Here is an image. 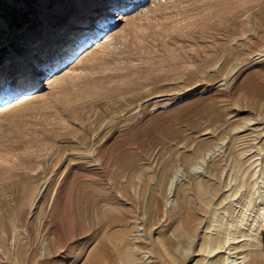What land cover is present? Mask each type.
<instances>
[{
  "label": "rangeland",
  "instance_id": "1",
  "mask_svg": "<svg viewBox=\"0 0 264 264\" xmlns=\"http://www.w3.org/2000/svg\"><path fill=\"white\" fill-rule=\"evenodd\" d=\"M118 1L0 0L42 20L24 56L0 30L1 90L64 26L100 29L0 104V264H52L31 249L55 239L81 264L97 233L101 264H264L263 0ZM85 192L113 217L81 234Z\"/></svg>",
  "mask_w": 264,
  "mask_h": 264
},
{
  "label": "bare ground",
  "instance_id": "2",
  "mask_svg": "<svg viewBox=\"0 0 264 264\" xmlns=\"http://www.w3.org/2000/svg\"><path fill=\"white\" fill-rule=\"evenodd\" d=\"M96 1H100V0H92L91 3L95 5L96 4ZM112 1L115 2V0H112ZM120 1L121 0H119L118 2H120ZM263 2H264V0H263ZM263 2H261V3H263ZM117 8H119V6H117ZM110 16L113 18V20H114L115 17L119 18V16H115L113 13H111ZM259 16H260V19H259L260 22L264 24V5L260 8ZM94 19H95L94 17L90 16V17L87 18V22L90 23ZM99 22H101V25H102V21L99 20ZM99 30H97V28H96V22L94 24L91 23L90 25H79V26H77V25H67V26H64L62 28L61 32L59 33L58 37H56L55 41L52 42L46 48V50L43 53H40L37 56L36 55H33L31 53H29L27 55V58L22 62L21 66H20V69L18 71V76L15 79H13V82L11 83V85L9 84L10 86L7 89H5V90H4V88H2V90H4V91H2L0 89L2 91V93H0L1 94L0 104H3L5 102H10L9 100L13 99V97L14 98H17L20 95V93L22 92V89L23 90L32 89L35 84H38V82L41 81V77L44 76V75H46L45 73H49V71H50V69H51L52 66H54V65H56V64H58L60 62L61 63H64V61H66L68 58H70L68 56L70 53H72V54L76 53L82 47V45L84 43H86L87 41H89V39L91 38L90 37L91 35L89 34V32L96 33V32H99ZM73 35L74 36L76 35L75 37L78 39V45H80V47L77 50L71 51L69 49V46L71 45V42L73 40L70 42L69 45H68V43L71 40V38L74 37ZM77 39H75L74 42H77ZM71 46L74 47L73 45H71ZM262 53H264V52H262ZM258 55H259L258 56V59H261L264 54H261L260 53ZM41 56H42V60L38 64L37 67L35 66L36 69L34 70V60L36 58V60L38 61ZM70 56L72 57L73 55H70ZM75 58H76V56H75ZM143 111L144 110H142L141 113ZM133 119H134V117H133ZM126 120H125L124 123H126ZM253 130H254V128H253ZM244 141H245V139H244ZM245 143H246V141H245ZM174 182H173V184H174ZM84 196H85L84 198L83 197L80 198L79 209H78V216H77V218H78V228H79L78 230H79V233H81V234L84 233L89 227H92L93 225H95V218L93 217L94 214L95 215L98 214V218H99V215L101 214L100 218L102 220L103 219H106V218H112L113 217V211H112V209H104V210H101V211L97 209V206H98L97 201L98 200H97V198H94L90 192H88V193L85 192ZM38 198H39V196L37 197V199ZM25 206H27V204ZM10 209H11V207L10 208L8 207V202H5L4 199L1 198L0 199V231L1 230H5L7 228V225L9 224L8 223V220H7V216L13 214V209H11V210ZM22 210H23V208H22ZM99 221L101 222V220H99ZM97 232H100V227L99 226H97ZM97 235L100 236V241H99L97 247L92 250L91 256L87 260L85 259L81 264H101V261H100L99 258H98V260H95L96 254H99L100 255V254H102L104 252L103 251L104 248L101 246V243H102L103 239H101V235H99V233H97ZM110 236H112V235H110ZM231 244H233V242L230 243V245ZM60 246H61V243L57 242L56 239L55 240H52V241H48L47 240L46 242H39V241H37V242H35V245H33V249H31V253H32L33 257L34 256H42V257H40L41 258L40 261L45 260V261H49V262H51L53 264L54 262L56 263V260L60 256V255H58V253H59V247ZM104 246H105V244H104ZM112 246L115 248L114 243L112 244ZM218 250H215L214 249V250H212L210 252V254L212 255V253H214V252L217 253ZM66 251L67 250H65V253L63 254V256H61L62 257V261H64V262L68 261V258L67 257H68V254H69V250H68V252H66ZM44 252L47 253L48 256L47 255H44L45 254ZM59 254H61V253H59ZM217 254H220V253H217ZM214 255H216V254H214ZM251 257H252V255H249L247 258L242 257V259L241 258L240 259H235L234 261H231L230 260V261H227L226 264H229V263H232V264H242L245 261V259H246V262L251 261ZM253 258H254V261L253 262L254 263L257 262V259L255 258V256H253ZM28 260H29V256L25 254L23 256V262L28 261ZM239 260H242V262H236V261H239ZM68 264H70V263H68Z\"/></svg>",
  "mask_w": 264,
  "mask_h": 264
},
{
  "label": "crops",
  "instance_id": "3",
  "mask_svg": "<svg viewBox=\"0 0 264 264\" xmlns=\"http://www.w3.org/2000/svg\"><path fill=\"white\" fill-rule=\"evenodd\" d=\"M24 6H21L23 8L22 18L17 21L12 20L14 12L11 9L13 8H9V19L4 20L0 16V30L5 29L7 34L10 33L9 38L11 39L12 48L16 50V52L22 53L21 56H24V54L26 55L29 51V47H31L30 45L37 41L32 37L40 31V27L38 28L35 25L42 21L39 15L40 13L36 15L34 9H31L29 5L24 4ZM11 7L13 6L11 5Z\"/></svg>",
  "mask_w": 264,
  "mask_h": 264
}]
</instances>
